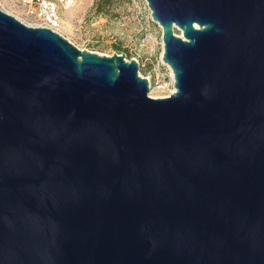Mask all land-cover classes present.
<instances>
[{
	"label": "water",
	"instance_id": "obj_1",
	"mask_svg": "<svg viewBox=\"0 0 264 264\" xmlns=\"http://www.w3.org/2000/svg\"><path fill=\"white\" fill-rule=\"evenodd\" d=\"M145 1L165 97L0 9V264H264V0Z\"/></svg>",
	"mask_w": 264,
	"mask_h": 264
},
{
	"label": "rangeland",
	"instance_id": "obj_2",
	"mask_svg": "<svg viewBox=\"0 0 264 264\" xmlns=\"http://www.w3.org/2000/svg\"><path fill=\"white\" fill-rule=\"evenodd\" d=\"M19 0H0V9L18 15ZM95 0H75L61 11L60 35L80 50L111 56L122 54L138 63V74L148 79L150 97L174 91L173 74L163 62L162 32L152 20L145 0H112L105 13L96 14ZM176 34H181L175 29Z\"/></svg>",
	"mask_w": 264,
	"mask_h": 264
},
{
	"label": "built area",
	"instance_id": "obj_3",
	"mask_svg": "<svg viewBox=\"0 0 264 264\" xmlns=\"http://www.w3.org/2000/svg\"><path fill=\"white\" fill-rule=\"evenodd\" d=\"M74 1L75 0H19V12L18 15L14 17L26 26L46 28L60 34L62 25L61 11L66 9V7L72 6Z\"/></svg>",
	"mask_w": 264,
	"mask_h": 264
},
{
	"label": "trees",
	"instance_id": "obj_4",
	"mask_svg": "<svg viewBox=\"0 0 264 264\" xmlns=\"http://www.w3.org/2000/svg\"><path fill=\"white\" fill-rule=\"evenodd\" d=\"M112 0H95L94 1V7H95V13H105L107 7L111 4Z\"/></svg>",
	"mask_w": 264,
	"mask_h": 264
},
{
	"label": "bare ground",
	"instance_id": "obj_5",
	"mask_svg": "<svg viewBox=\"0 0 264 264\" xmlns=\"http://www.w3.org/2000/svg\"><path fill=\"white\" fill-rule=\"evenodd\" d=\"M69 7H66V9H68Z\"/></svg>",
	"mask_w": 264,
	"mask_h": 264
}]
</instances>
